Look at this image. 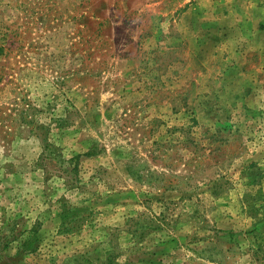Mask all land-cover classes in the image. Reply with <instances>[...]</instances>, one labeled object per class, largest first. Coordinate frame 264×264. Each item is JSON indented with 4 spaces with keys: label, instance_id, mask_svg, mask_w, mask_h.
Masks as SVG:
<instances>
[{
    "label": "rangeland",
    "instance_id": "obj_1",
    "mask_svg": "<svg viewBox=\"0 0 264 264\" xmlns=\"http://www.w3.org/2000/svg\"><path fill=\"white\" fill-rule=\"evenodd\" d=\"M0 264H264V0H0Z\"/></svg>",
    "mask_w": 264,
    "mask_h": 264
}]
</instances>
